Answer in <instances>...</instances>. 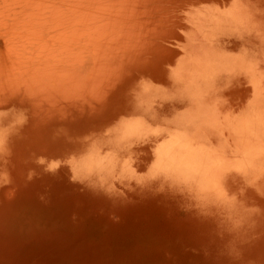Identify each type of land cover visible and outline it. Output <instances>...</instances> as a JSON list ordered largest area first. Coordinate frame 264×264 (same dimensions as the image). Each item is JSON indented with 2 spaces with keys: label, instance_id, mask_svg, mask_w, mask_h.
<instances>
[{
  "label": "bare ground",
  "instance_id": "6f19581e",
  "mask_svg": "<svg viewBox=\"0 0 264 264\" xmlns=\"http://www.w3.org/2000/svg\"><path fill=\"white\" fill-rule=\"evenodd\" d=\"M226 1L0 0V197L10 195L1 201L18 207L17 199H34V186L64 174L80 182L162 178L194 190L209 209L226 207L218 204L227 192L217 158L200 170L187 137L167 136L170 127L148 117L182 103L166 89L183 84L186 64L200 55L193 38L205 6ZM243 70L252 87L235 72L232 91L252 99L258 82ZM135 159L147 167L132 168ZM241 169L244 188L264 185V162L250 154Z\"/></svg>",
  "mask_w": 264,
  "mask_h": 264
},
{
  "label": "rangeland",
  "instance_id": "374dc122",
  "mask_svg": "<svg viewBox=\"0 0 264 264\" xmlns=\"http://www.w3.org/2000/svg\"><path fill=\"white\" fill-rule=\"evenodd\" d=\"M199 24L200 61L189 60L184 83L166 89L184 100L148 117L170 127L167 136L187 137L200 170L217 158L227 192L218 204L228 208L209 209L194 190L162 178L80 182L62 174L34 186V199H17L38 213L0 197V264H264V185L249 190L239 179L250 154L264 162V0L208 4ZM245 66L258 82L252 99L232 91L235 72L249 89ZM146 167L136 159L132 166Z\"/></svg>",
  "mask_w": 264,
  "mask_h": 264
}]
</instances>
